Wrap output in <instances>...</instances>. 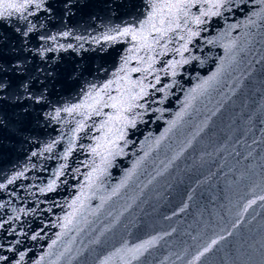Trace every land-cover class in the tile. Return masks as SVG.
Returning a JSON list of instances; mask_svg holds the SVG:
<instances>
[{
    "label": "water",
    "instance_id": "water-1",
    "mask_svg": "<svg viewBox=\"0 0 264 264\" xmlns=\"http://www.w3.org/2000/svg\"><path fill=\"white\" fill-rule=\"evenodd\" d=\"M67 2L45 0L50 11L30 8L37 11L29 20L38 31L26 42L13 31L16 19L0 27V78L11 84L8 99L0 101V183L24 172L0 190V255L19 259L24 252L21 264H264V0H232L230 11L201 26L207 30L189 45L198 59L176 77L162 75L158 87L176 81L163 104H149L162 111L126 129L127 146L120 142L123 154L108 157L110 166L88 151L101 133L86 129L55 191L41 194L65 163L60 157L75 121L83 119L62 113L51 120L45 113L81 103L91 85L113 79L131 38L93 41L111 29L139 28L151 11V0H71L66 9ZM65 31L71 36L59 35ZM51 35L55 43L39 39ZM59 44L73 48L43 59L37 53L41 45ZM171 59L180 57L170 52L162 58ZM28 91L44 101L28 100ZM55 140L60 143L52 152L32 156ZM97 165L104 171L89 182Z\"/></svg>",
    "mask_w": 264,
    "mask_h": 264
},
{
    "label": "snow or ice",
    "instance_id": "snow-or-ice-1",
    "mask_svg": "<svg viewBox=\"0 0 264 264\" xmlns=\"http://www.w3.org/2000/svg\"><path fill=\"white\" fill-rule=\"evenodd\" d=\"M232 0H151V11L145 20L140 22V27L125 26L123 28L111 29L106 32L100 39H95L93 42L99 44L100 40L109 42H118L121 38L130 37L131 46L127 49V54L123 56L122 63L116 72L113 73V79L108 80L103 85L97 87L95 84L91 85L89 89L84 93V101L78 104H72L66 107H57L53 112H46L45 118L51 120H58L62 113H66L68 116L73 114L83 117L82 120L75 121V128L72 129V138L69 140L67 147L64 149L63 155L60 157L65 163H62L57 167L53 173V179H50L46 186L40 187L39 192L45 194L53 192L57 188V181L64 176V170L68 168L67 161L77 147L76 141L79 139V133L84 132L86 129L94 128L95 131L100 132V137H94L95 146H89L88 151L94 156H101V163L110 166L111 161L108 157H114L123 154V148L120 147V142H124V146H127L128 140L126 139L128 133L126 129H135L138 121H142L144 116L150 111L160 112L161 109H152L149 107L150 103H164V99L168 96V89L172 88L176 83L173 80L170 84L162 83V75L176 77L178 75V69L184 65L189 64L192 60L198 59V57L191 55L192 49L189 45H193L194 39L201 36V31L207 29L201 28L202 25L209 23L212 17L220 16L222 10L228 9L227 6ZM208 5L205 9L203 5ZM45 0H0V27H10L9 24L3 23L4 21H10L16 19L18 21L17 27L13 31L22 38L23 42H26L30 35L36 33L37 26L29 17H35L39 10H49L44 8ZM197 5H201L199 15L190 14V9ZM71 0L65 4L66 9H70ZM30 8H35L37 11H31ZM50 11V10H49ZM207 17L208 19H205ZM195 26V27H193ZM60 36L67 38L71 36L69 31H65L59 34ZM39 39L45 43L51 41L56 42L57 36H39ZM76 39H81L77 37ZM6 42V40H5ZM211 43V41H208ZM176 44V47H170V45ZM83 47V45H81ZM67 48H73L72 44H68L67 47L63 44L56 45L55 48L47 47L43 45L37 50L38 55L43 59L45 53L51 51L67 50ZM31 52V50H29ZM174 53L179 56L180 59H171L163 61L162 58L169 53ZM185 53H189L186 57ZM2 55V53H0ZM135 61L136 66L130 67L129 65ZM162 63L163 66L157 68L156 65ZM22 66L21 61H17L15 64L16 69H20ZM134 73L140 75L133 78ZM152 77V80H149ZM207 83V81H205ZM116 86L115 88L113 86ZM11 84H6L3 78H0V101L8 99V89ZM20 88L26 89L25 82H21ZM151 90V91H150ZM115 91V95L112 92ZM156 93H162L164 98L160 100L149 101L148 97H154ZM17 100L21 97L17 96ZM27 99L33 101L35 104H41L44 101V95H33L30 91L27 92ZM143 101V102H141ZM105 109H111L112 111L105 112ZM137 109L141 111H137ZM27 112V109H25ZM180 115L179 113L177 114ZM93 116L103 117L99 125H89L87 120ZM60 143V140H55L52 143L46 145L40 152H33L32 156L42 155L44 152H52L56 144ZM83 148L84 145H79ZM101 150L106 155H102ZM87 167V165H85ZM27 171V169H25ZM73 171L79 172V168ZM103 173L104 169L99 165L94 167L86 176V180L91 182L93 173ZM24 172H18L11 178H7V184L0 183V190L6 189L7 185L13 184L14 181L23 177ZM15 195V193H13ZM79 199V198H77ZM264 199V197H261ZM76 200L72 201V205L76 204ZM254 203V201H253ZM72 205H69L70 207ZM4 204L0 203V208H3ZM15 211V209H14ZM35 211V209H33ZM19 212L24 215L29 213L25 209H19ZM12 219V218H10ZM15 219L19 220L17 215ZM68 223L71 220L65 217ZM7 223V221L5 222ZM3 224L0 223V228ZM14 232V229H13ZM39 233L31 237L32 240H36ZM217 241L213 240L212 244ZM19 243V241H17ZM55 243V241L53 242ZM146 244H151L152 241H146ZM144 245H141L143 247ZM2 247V245H0ZM211 245L205 248V252L208 251ZM8 252H14L13 247L7 249ZM203 255V253H201ZM25 258V253H19V259L10 258L6 255H0V264H21ZM199 259V257H197ZM39 264V262H37Z\"/></svg>",
    "mask_w": 264,
    "mask_h": 264
}]
</instances>
